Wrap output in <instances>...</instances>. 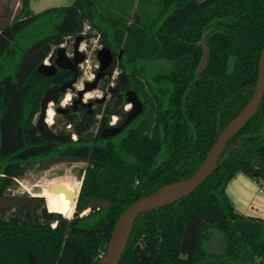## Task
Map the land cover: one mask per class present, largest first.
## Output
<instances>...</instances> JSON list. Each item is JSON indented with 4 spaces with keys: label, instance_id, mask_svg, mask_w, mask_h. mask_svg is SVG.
<instances>
[{
    "label": "trees",
    "instance_id": "16d2710c",
    "mask_svg": "<svg viewBox=\"0 0 264 264\" xmlns=\"http://www.w3.org/2000/svg\"><path fill=\"white\" fill-rule=\"evenodd\" d=\"M14 1L13 11H0V196L35 161L66 158L84 168L70 218L51 203L69 213L73 191L47 196V210L41 201L34 221L24 207L0 212V264H101L123 210L189 177L250 98L264 46V0H72L37 13L29 0ZM206 31L207 61L197 74ZM76 36L96 37L112 55L107 71H120L127 83L90 113L63 114L56 133L64 139L44 141L33 124L41 96L70 73L45 76L36 67ZM125 89L140 112L100 137L110 116L124 119ZM219 158L189 194L132 219L117 264H264V219L236 213L225 193L238 172L264 188V93ZM92 199L109 204L80 214Z\"/></svg>",
    "mask_w": 264,
    "mask_h": 264
},
{
    "label": "water",
    "instance_id": "95a60500",
    "mask_svg": "<svg viewBox=\"0 0 264 264\" xmlns=\"http://www.w3.org/2000/svg\"><path fill=\"white\" fill-rule=\"evenodd\" d=\"M209 31H206L201 37V48L202 54L200 60L198 62L196 73L199 74L204 69V66L207 61V49L205 45V37ZM81 42V36H76L72 50L74 53L73 59H68L65 56L64 49L61 46L56 48L55 58L52 64L45 65L40 63L36 70L41 75L49 76L52 75L56 68L70 70L73 72V77L66 82H63L59 85H51L48 87L42 94L40 103H39V110L36 115V119L34 120V126L38 133V135L44 141H61L63 140V136L55 134L49 128L48 123L46 122V112L47 108L50 104L55 103L57 96L59 93H63L68 89L72 83L75 81L76 78V63L80 62L83 58V55L78 51L79 43ZM95 58L98 62V74L96 78L103 74V70L111 63L112 55L110 51L106 47H100L96 50ZM118 79L120 81V85L124 86L126 83V76L123 73L118 75ZM94 86V82L88 83L85 85V89H91ZM81 91H78L80 94ZM264 93V46L260 51L258 64H257V76L256 82L252 91V94L243 108L232 118L228 121V123L219 131L215 140L211 144L210 148L206 152L204 159L202 160L199 167L187 178L176 181V182H183L180 187L175 189L174 191L167 193L165 195H155V192L161 188L159 187L153 193L148 196H142L133 201L130 205H128L123 212L117 218L113 229L111 231L109 240L106 244L105 252L103 260L101 264H117L119 254L125 242L130 224L132 219L139 213L160 207L162 205L171 203L193 191L216 167V165L220 161V154L225 146L227 140L234 135L253 115L256 111V108L261 100V97ZM125 100L128 104L131 105V109L126 111V115L124 120L116 125V126H108L101 130L99 136L106 137L111 136L118 133L123 126H125L129 121L136 116L141 110V104L137 96L132 90L125 91ZM63 109L56 107L53 109V112L58 113L62 112ZM172 182V183H176ZM169 183V184H172ZM165 184V185H169ZM163 185V186H165ZM73 187L72 185L66 182H58L56 181L49 187H47V191L49 193H56L59 189L64 188L68 191ZM74 197L77 196L78 190L74 189ZM72 198L70 205H74L75 198ZM45 200L43 195H30V196H15L9 194H3L0 196V212L5 210L9 207H24L29 216L31 221H34V209L35 207L41 202ZM109 201L101 200V199H92L90 200L87 205L83 208H98V207H106L108 206ZM36 223H34L35 225ZM128 225L127 232L125 237L120 244L121 234L124 227Z\"/></svg>",
    "mask_w": 264,
    "mask_h": 264
},
{
    "label": "rangeland",
    "instance_id": "374dc122",
    "mask_svg": "<svg viewBox=\"0 0 264 264\" xmlns=\"http://www.w3.org/2000/svg\"><path fill=\"white\" fill-rule=\"evenodd\" d=\"M71 1L72 0H29V8L32 13H37L49 7L69 5ZM5 6L13 11L18 6V2L14 0H0V11ZM86 29L87 28L84 27L83 31ZM73 43V39L65 38L63 47H65V51L67 53L71 51ZM80 47H83L85 58L88 59L90 67L93 69V65L96 63L95 51L100 48L97 44L96 37L93 36L88 39H82ZM83 71L81 80L87 77L89 78V72L92 70L83 68ZM119 73L120 71L118 70H114L112 72V78H109L111 87H115L117 84L115 77L118 76ZM79 86L80 83L78 82L76 87ZM68 93L69 92L67 91L66 94L69 95ZM86 96L91 98H100L101 92L96 87L93 90L87 91ZM126 105L124 106V109L130 110L131 106L128 104L127 106H129V108H127ZM36 115L37 113L35 114L33 121L35 120ZM53 120L52 116L51 121ZM83 168L84 162L80 160L48 157L42 162L35 161L32 164L25 165L15 177H12L11 184L4 190V194L15 196L43 195L44 199H46L47 196L62 197L67 195L68 190L64 188L59 189L56 193H49L47 191V187L56 181L66 182L72 185L73 187L69 190L75 193L74 189L78 190L79 188ZM225 193L236 213L243 216H253L264 219V188L260 183L238 172L226 184ZM43 205L44 207L46 206L45 200H43ZM51 206L59 208L56 203H51ZM12 208L13 207H9L5 209V215H7ZM45 209L47 210L46 207ZM89 209L92 208L85 209L80 214L87 213ZM73 212L74 205H72L69 213L61 215L66 218H70Z\"/></svg>",
    "mask_w": 264,
    "mask_h": 264
},
{
    "label": "flooded vegetation",
    "instance_id": "af4514ba",
    "mask_svg": "<svg viewBox=\"0 0 264 264\" xmlns=\"http://www.w3.org/2000/svg\"><path fill=\"white\" fill-rule=\"evenodd\" d=\"M75 40V39H74ZM64 42L65 41H63L62 43H61V45H59V46H61L63 49H64V53H65V56L68 58V59H73L74 58V53H73V50H72V48H71V51L69 52V53H67L66 51H65V47H63V45H64ZM81 43V42H80ZM80 43H79V46H78V51L83 55V58L85 57V54H84V52H83V47H80ZM73 46V45H72ZM58 47V46H57ZM56 47V48H57ZM56 48H55V50H54V56H53V58H52V60H49V57L47 56L41 63H43V64H45V65H49V64H52L53 63V60H54V58H55V53H56ZM95 53H96V51H95ZM50 56V55H49ZM82 58V59H83ZM82 61V60H81ZM80 61V62H81ZM80 62H78V63H76V67H77V70H76V78H75V81L72 83V85L68 88V89H66V91H64L63 93H59L58 94V96H57V99H56V101H55V103H52V104H50V106H51V109H52V111H53V109H55L56 107H59V108H62L63 109V111L62 112H58V113H55V112H53V121L51 122H49L48 123V125H49V128H50V130L52 131V132H54L55 134H57L56 133V131L57 130H59L60 128H61V123L59 122V118L63 115V114H65V113H67V112H71V113H73V114H75V115H78L79 114V111H80V109H84V111L86 112V113H90L91 112V110L92 109H94V108H96L97 106H103V104H104V102L109 98V96L116 90V88H118L119 86H121L120 85V81H119V79H118V76H116L115 77V79H116V82H117V84L115 85V87H111V82H110V80H109V82H107V84L105 85V87L104 88H102L101 87V83H102V81H103V79L104 78H112V73H109L108 71H107V68H108V66L102 71L103 72V74L102 75H100V76H98L97 78H96V75L98 74V72H99V70H98V67L97 68H95V69H93V72H92V74H91V77H89L88 79L87 78H84L83 80H81V76H82V73H83V70H82V67L79 65V63ZM59 68H56V70H55V72L58 70ZM60 70H65V69H60ZM65 71H68L69 73H70V77L66 80V81H68L69 79H71L72 77H73V72L72 71H70V70H65ZM54 72V73H55ZM53 73V74H54ZM120 74V73H119ZM118 74V75H119ZM127 78V77H126ZM66 81H64V82H66ZM80 83V86L79 87H76V85H77V83ZM91 82H94V86L91 88V89H85L84 87H85V85L86 84H88V83H91ZM63 83V82H62ZM126 83H127V80H126ZM126 83H125V85H126ZM59 84H61V83H59ZM59 84H53V85H59ZM124 85V86H125ZM110 86V87H109ZM124 86H122V87H124ZM97 87V89H99V91L101 92V97L99 98V97H95V98H91V97H87L86 96V92L87 91H89V90H93L94 88H96ZM76 88V89H75ZM126 90H130V89H125L124 90V98H125V91ZM67 91L69 92L68 94L69 95H67L66 93H67ZM78 91H81L80 92V94H78ZM68 97V99L66 100V98ZM128 105V103L126 102V100H125V104H123V106H122V110L123 111H127L126 109H124V106L125 105ZM126 105V106H127ZM129 106H131L130 104H129ZM127 108H128V106H127ZM38 113V112H37ZM126 115V114H125ZM115 118V119H114ZM125 118V117H124ZM36 119V118H35ZM52 119V118H51ZM117 117L116 116H110V118H109V120H108V126H116V125H118V124H120V123H117ZM34 122V121H33ZM54 123H56V125L55 126H53L54 125ZM107 126V127H108ZM65 131H68L69 129H70V126H69V124H65L64 125V128H63ZM94 132H95V130H94ZM59 135V134H58ZM61 135V134H60ZM71 135H74L75 136V134H73V133H71L70 134V138H71ZM61 136H63V135H61ZM75 138H76V136H75ZM63 139H64V136H63ZM72 139V138H71ZM72 140H74V139H72ZM40 204V203H39Z\"/></svg>",
    "mask_w": 264,
    "mask_h": 264
},
{
    "label": "bare ground",
    "instance_id": "6f19581e",
    "mask_svg": "<svg viewBox=\"0 0 264 264\" xmlns=\"http://www.w3.org/2000/svg\"><path fill=\"white\" fill-rule=\"evenodd\" d=\"M67 99H68V97L66 98V100ZM128 108H129V106H128ZM52 115H53V111H52V109L50 108V105H49L48 108H47V112H46V122L47 123H49L51 121ZM182 183L183 182H176V183H173V184L165 185V186L161 187L160 189H158L155 192V195L158 196V195H165L167 193H170V192L174 191L175 189H177L178 187H180L182 185ZM59 210L62 211V213L64 215L67 213L64 203H60L59 204ZM127 227H128V225H126L124 227L123 231H122L120 244L122 243V241H123V239L125 237V234L127 232Z\"/></svg>",
    "mask_w": 264,
    "mask_h": 264
},
{
    "label": "built area",
    "instance_id": "2783aa9c",
    "mask_svg": "<svg viewBox=\"0 0 264 264\" xmlns=\"http://www.w3.org/2000/svg\"><path fill=\"white\" fill-rule=\"evenodd\" d=\"M85 28H87V26H84ZM84 32V31H83ZM79 65L82 67V70H83V68L84 69H91L92 71L91 72H89L90 73V77H91V74H92V72H93V69H95V68H97L98 67V62H97V60H96V63L93 65V69L90 67V64H89V62H88V59H86L85 57L82 59V61L79 63ZM89 71V70H88ZM84 72V71H83ZM87 79H88V77H87ZM71 138L72 139H75V136L74 135H71ZM103 257L104 256H102V255H99V258H100V260L102 261L103 260Z\"/></svg>",
    "mask_w": 264,
    "mask_h": 264
}]
</instances>
